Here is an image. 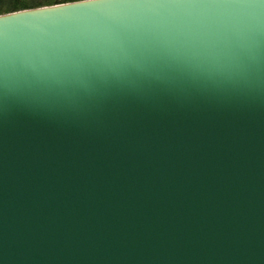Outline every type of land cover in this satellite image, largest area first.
Masks as SVG:
<instances>
[{"label": "water", "instance_id": "obj_1", "mask_svg": "<svg viewBox=\"0 0 264 264\" xmlns=\"http://www.w3.org/2000/svg\"><path fill=\"white\" fill-rule=\"evenodd\" d=\"M125 2L0 14V264H264V0Z\"/></svg>", "mask_w": 264, "mask_h": 264}, {"label": "clouds", "instance_id": "obj_2", "mask_svg": "<svg viewBox=\"0 0 264 264\" xmlns=\"http://www.w3.org/2000/svg\"><path fill=\"white\" fill-rule=\"evenodd\" d=\"M55 3V0H46L48 3ZM64 4L84 3L93 6V12L105 17L108 20L122 23L130 29H138L142 25V21L135 14V10L140 6L125 2V0H61ZM102 39V37H98Z\"/></svg>", "mask_w": 264, "mask_h": 264}, {"label": "trees", "instance_id": "obj_3", "mask_svg": "<svg viewBox=\"0 0 264 264\" xmlns=\"http://www.w3.org/2000/svg\"><path fill=\"white\" fill-rule=\"evenodd\" d=\"M46 0H0V14L45 6ZM62 3L61 0H55V3L49 2L48 5Z\"/></svg>", "mask_w": 264, "mask_h": 264}]
</instances>
